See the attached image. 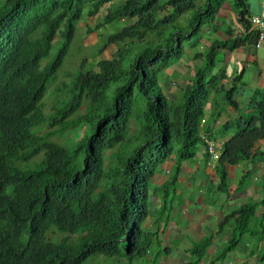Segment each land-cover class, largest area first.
Returning a JSON list of instances; mask_svg holds the SVG:
<instances>
[{
	"label": "trees",
	"instance_id": "trees-1",
	"mask_svg": "<svg viewBox=\"0 0 264 264\" xmlns=\"http://www.w3.org/2000/svg\"><path fill=\"white\" fill-rule=\"evenodd\" d=\"M87 1L0 0V264H81L98 252L147 255L154 237L160 245L157 231L141 230L149 215L150 188L151 193H162L165 203L181 163L196 155L201 142L207 156L204 137L218 138L211 126H201L208 96L225 77L210 73L217 51L234 49L241 41L209 47L206 63L186 86L179 107L169 105L159 74L182 57L185 43L199 44L204 16L214 14L222 0L203 14L198 11L188 32L175 19L193 7L192 0H168L156 7L157 0H125L110 8L98 26L134 20L107 35L98 48L102 52L113 44L116 55L99 60L97 70L77 72L69 96L45 116L41 100L70 48ZM110 1L91 0L87 17ZM166 5L173 12L163 15ZM233 5L246 24L245 1L234 0ZM57 36L62 43L45 64ZM136 40L148 43L138 54ZM234 89L225 91L227 104H235ZM252 102L254 109L245 119L225 124L230 125L225 131L237 129L225 139L215 169L222 190L228 188L226 164L264 162V146H256L264 140V92L255 91ZM132 116L138 122L135 137L128 136ZM46 123L52 131L44 130ZM51 135L63 138L52 140ZM110 149L115 150L107 155ZM172 154L173 174L161 185L150 186ZM246 177L248 173L237 190L246 188ZM261 182L260 201H246L220 220L219 229L230 224L233 236L211 264L242 242L243 235L263 236L264 212L258 218L256 207L264 204V174ZM63 233L68 235L58 236ZM211 244L212 235L194 243L189 252L196 258L186 264H198Z\"/></svg>",
	"mask_w": 264,
	"mask_h": 264
},
{
	"label": "crops",
	"instance_id": "crops-1",
	"mask_svg": "<svg viewBox=\"0 0 264 264\" xmlns=\"http://www.w3.org/2000/svg\"><path fill=\"white\" fill-rule=\"evenodd\" d=\"M124 1L125 0H122L121 3ZM166 1L168 0H157L155 7L158 4H161V2L165 3ZM244 1L248 12L245 17V21H248L246 24L241 22L238 12L239 10L233 5L234 0H222L221 5L214 14L204 16L205 20H203L201 25L200 33L202 34L199 44L195 47H189L187 50H185L184 47L182 57L174 62V65H171L172 67L170 66L164 70L166 73V70L169 69V78L171 80L173 78L171 81L167 77L168 81L172 83V89L176 87H178V89H185L187 85L192 84L194 78L193 75H195V73L192 75V79H187L181 85L176 82V79H180L176 76L177 74L179 75L181 72H190L192 69L196 72L198 68L203 67L206 63V52L212 44L220 42L231 43L236 39L241 41L234 49L230 50L224 47L217 51L214 67L210 74H219L220 76L225 74V77L220 79L215 89L211 90L207 102L205 103L204 114L201 119V126H205L209 123L208 120L213 118V123H209L208 126H211L214 134H218V131L222 128V133L219 134V137L222 139H227L232 135V133H228L229 135L226 136L224 135L225 129L230 126H226L225 124L230 123L232 119L236 120L238 117L245 119L247 114L254 109L252 106L254 92H264V43L259 47H256V31L250 23V18L252 16H258L264 19V0ZM114 3L115 0H111L104 4L96 15L87 17L86 22L89 26L96 29L100 28L98 25L103 22V17L107 14L108 10L114 7ZM192 3L193 7L181 14L183 15L191 12L189 21L198 11L202 14L204 11H207L209 5L214 4L215 0H192ZM172 12V6L166 5L164 7L163 15ZM157 16L160 17L161 13L158 12ZM179 17L175 19V22ZM121 21L130 24L134 20L121 18ZM176 23L178 24V22ZM187 25L189 26V22ZM160 79L164 80L163 75ZM232 86L235 87L232 93V99L235 102L234 105L227 104L225 97V91ZM257 98H261V95L257 96ZM240 124L243 123L240 122L239 125ZM259 142H264V140L257 142L258 147H263L264 145ZM174 159L175 158L171 159L167 163L165 162L162 168V173L168 174V176L173 174L175 168ZM248 162L249 161H243L237 164H226L225 168L227 171L229 186L227 190H224L225 196H223V199L218 203L213 201L203 206V216L206 220L201 219L198 230L202 232L200 237H203L205 234H213L214 244H212L209 250V255L211 256L216 255L218 251L222 250L224 242L233 235L231 227L226 228L225 230L223 229L222 233V228L218 230V222L224 217V215L234 210L239 204L241 205L246 201L248 203H256L263 197L261 178L264 174V162L255 161L253 163L250 162L251 164ZM197 165L198 164L190 163L189 161L187 162V160L183 161L180 166L177 182L186 186L190 183L192 175L198 173L200 174V177L202 176L204 178V181H201L200 184L197 185V189L200 191H207L208 187L205 184L207 179H210L211 177L212 180L217 181L219 176L218 178L215 176L217 171L211 166H207V170L203 172L198 170ZM248 168H252V171ZM248 171L252 172L250 174L252 175V180L248 177L246 188L240 190L239 194L235 196L232 194V190H234L237 184H239V180H241L243 174H249ZM219 190L222 189L219 188ZM263 212L264 204H258L256 207V216L258 218L261 217ZM252 238L259 242L253 246V249L257 247V251H259L264 246V234L261 238L258 235H252ZM257 251L255 255L253 254L252 257H248L250 254L248 244H244L233 249L230 252L229 257L235 260L237 264H263L258 260L260 253L258 254Z\"/></svg>",
	"mask_w": 264,
	"mask_h": 264
},
{
	"label": "rangeland",
	"instance_id": "rangeland-1",
	"mask_svg": "<svg viewBox=\"0 0 264 264\" xmlns=\"http://www.w3.org/2000/svg\"><path fill=\"white\" fill-rule=\"evenodd\" d=\"M121 1L122 0H115L114 7L119 5ZM90 4H91V0L87 1L84 8V13L82 14L80 21L76 24L75 33L70 48L67 54L65 55L60 68L57 70L55 75L48 82L46 93L41 100L43 106V112L46 117H49L52 114L54 107L58 102L69 96L70 84L72 83L74 76L77 72H81L88 69L97 70L98 69L97 62L99 60L110 59L111 57L115 56L117 53L116 51L117 48L113 44L108 45L105 48V50H103L102 52H99L98 48L101 46V44L103 43V39L107 35L120 30L127 23L119 20L102 25L98 29L94 27L91 28L89 24L86 22L87 19L86 12L90 8ZM190 14L191 12L185 13L181 15L179 19L176 21L178 22L179 27H181L186 32H188L190 29V27L187 25L189 22V17H191ZM169 26L170 25H168V27ZM170 29L171 27H169V30ZM169 32L170 31H165V34H168ZM61 43H62V38L57 36L52 44L48 56H46V58L43 59V62L45 64L53 60ZM146 44L148 45V43ZM146 44L145 42L136 40L135 46H133L136 49L135 53L136 54L140 53V51L147 46ZM184 47L185 50H187V48H189L190 45L185 43ZM173 65L174 64H172V66ZM168 73H169V69L166 70V73L163 71L159 74L160 77L163 75V79H164V80L159 79V84L161 88L164 89L165 94L170 100L169 105L173 109L177 106L179 107V105L183 102L185 89H178V87L172 89L171 88L172 83L168 81V79H170ZM194 73H195L194 69L186 73L181 72V74L179 73V75L178 74L176 75L180 78V79H176V82L181 85L187 79L190 78L192 79ZM84 103L86 104V102ZM82 111H84V108L80 110V112ZM135 118L136 116H132L130 121L131 124H130L128 136L131 137H135L134 135L137 131L138 122L136 121ZM208 122L213 123V118H210ZM236 129L237 127L236 128L233 127V129H228L227 131H224L225 133L224 135L225 136L229 135L228 133L233 134ZM44 130L50 132L52 131V128L51 126H47L46 123L44 126ZM222 130L223 129L221 128V130L218 131L217 135L222 133ZM65 137L67 138V134L65 135ZM70 137L71 139H73L72 135ZM62 138L63 136L58 137L57 135H51L52 140L61 141ZM259 141H261V139H259ZM259 143L264 145V142H259ZM203 146L204 145L201 142L198 145V150L196 152V155L188 161L190 163L198 164L197 165L198 170L205 172L207 170L208 165L205 164L207 158L203 154L202 151ZM256 146H258V143L256 144ZM114 150L115 149L108 150L106 152L107 155L113 153ZM173 153L176 155V152ZM173 156L174 155L172 154L171 157L167 159L165 162L166 163L169 162ZM40 158L41 156L37 157L36 159H40ZM109 159L110 158L106 159V165L109 164ZM248 163L251 164L250 162ZM213 169L215 170L216 167H213ZM248 169L252 171V168H248ZM161 170L162 167L157 169L155 176L150 180V186L152 184L154 185L153 181L161 183L166 178H168V174L162 173ZM251 173L252 172H249L248 175H250ZM218 175L219 173L216 172L215 176H217V178ZM201 177L200 174L195 173L194 175H192V178H190V183L187 184L186 186H184L182 183L179 184L178 182L176 185H170L168 188L169 194L167 196V201L165 203L162 200L163 194L151 193L153 188H150V196L148 199L149 217H147V219L142 223L141 230L143 232L158 231L156 238L158 240V235H159L160 245L159 243H157L155 237L153 236L154 239H153V244L151 246L152 250L147 255L142 257L129 258L127 255H124L122 253L107 255L98 252L90 255L81 264H184L188 260L195 259L196 254L195 253L189 254L186 252V250L189 252L190 249L188 248H192L193 244L202 238L200 237L202 232L198 230V227L201 222V219L206 220V218H204L203 216L204 214L203 206L213 201L218 203L220 200L223 199L222 197L225 196V191L219 190L218 188L219 178L217 179V181L216 180L214 181L210 177L211 180L207 179V181L205 182V184L208 187V190L207 191L198 190L197 185L200 184L201 181H204V178L202 177L201 180ZM249 177L252 180V175H250ZM238 186L239 185L237 184L234 190H232V194H234L235 196L239 194V190H237ZM173 188H175V191H173ZM151 194H153L152 198H151ZM239 205L236 206L234 209H237ZM58 236L62 237L64 235L60 234ZM248 240L251 241L249 242L251 245L248 247V250L250 252L251 247L256 245V241L252 237H249L248 235H243V242H247ZM163 246L168 247V254L164 253L162 250H159L160 247ZM209 249L210 247H208L207 250ZM257 253L258 254L260 253L258 257L259 261L264 264V256H263L264 246L259 251H257ZM227 257L228 255L225 254L224 258ZM209 263H210V258L204 256L198 264H209Z\"/></svg>",
	"mask_w": 264,
	"mask_h": 264
},
{
	"label": "clouds",
	"instance_id": "clouds-1",
	"mask_svg": "<svg viewBox=\"0 0 264 264\" xmlns=\"http://www.w3.org/2000/svg\"><path fill=\"white\" fill-rule=\"evenodd\" d=\"M202 125V124H201ZM204 134V133H203ZM217 135V134H216ZM204 136V135H203ZM217 139H213V140H223L224 142H225V139H222V138H220L219 137V135H217ZM204 139H205V137H204ZM208 139H210V138H208ZM205 141V140H204ZM202 151H203V154H204V149H202ZM223 151V150H222ZM222 153V152H221ZM221 155V154H220ZM174 157V156H173ZM172 157V158H173ZM171 158V159H172ZM206 164L208 165V166H211L212 168L213 167H216V165H217V162H218V160H219V158H220V156H219V158L215 161V162H212L211 160H210V158H209V156H208V154H207V156H206ZM188 161V160H187ZM168 177H170V176H168ZM167 179V178H166ZM165 179V180H166ZM165 180L164 181H162L161 183H159V182H156V181H153L154 182V184L155 185H161L162 183H164L165 182ZM159 206H160V203H159ZM228 214V213H227ZM225 216V215H224ZM148 217H149V215H148ZM147 219V218H146ZM220 222V221H219ZM219 222H218V230H219ZM229 227H231V225L230 224H227L225 227H223L222 228V231H221V233L223 232V229L225 230L226 228H229ZM159 230V229H158ZM149 232H151V231H149ZM158 232V231H157ZM163 232V231H162ZM221 233H220V235H221ZM63 235L64 236H67L68 235V233H63ZM210 235H212V244H214V237H213V234H205L203 237H208V236H210ZM63 236V237H64ZM73 236H76V235H73ZM233 236V235H232ZM250 237V236H249ZM48 238H50V235L48 236ZM231 238V237H230ZM230 238H228L225 242H224V245H223V248H225L226 247V245L228 244V241L230 240ZM50 239H52V238H50ZM202 239V238H201ZM158 240H159V235H158ZM200 240V239H199ZM198 240V241H199ZM198 241H196V242H198ZM249 242H251L250 240H248L247 242H243V240H242V242H240V243H238L234 248H232L228 253H226V255H228V257L227 258H223V259H215V261H214V263L213 264H237L236 262H235V260H233L231 257H229V254H230V252L233 250V249H235L236 247H238V246H241V245H244V244H248V247L251 245ZM256 243L258 244L259 242L258 241H256ZM212 244H211V246H212ZM210 246V247H211ZM188 249H190V248H188ZM253 246L251 247V249H250V254L248 255V257H252L253 256V254L255 255V253H256V251H257V247L256 248H254L253 250ZM152 250V249H151ZM210 250V249H209ZM209 250H207V258H210V261H211V259L212 258H215V256H216V258H217V255L218 254H216V255H209ZM223 250V249H222ZM222 250H220V251H222ZM186 252L187 253H189V254H191L190 252H188L187 250H186ZM218 253V252H217ZM166 254H168V249H167V251H166ZM257 255V254H256ZM259 257V256H258ZM259 260V259H258ZM188 261H191V260H188ZM187 261V262H188ZM200 262V261H199ZM184 264H186V263H184ZM209 264H211V262L209 263Z\"/></svg>",
	"mask_w": 264,
	"mask_h": 264
},
{
	"label": "built area",
	"instance_id": "built-area-1",
	"mask_svg": "<svg viewBox=\"0 0 264 264\" xmlns=\"http://www.w3.org/2000/svg\"><path fill=\"white\" fill-rule=\"evenodd\" d=\"M250 23L256 31L257 39H256V47H259L264 43V19L258 16H252L250 18ZM206 143V151L212 162H215L224 147L223 140H213L205 138Z\"/></svg>",
	"mask_w": 264,
	"mask_h": 264
}]
</instances>
